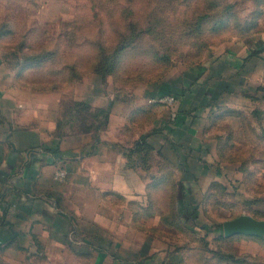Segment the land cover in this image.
I'll list each match as a JSON object with an SVG mask.
<instances>
[{"label": "rangeland", "instance_id": "1", "mask_svg": "<svg viewBox=\"0 0 264 264\" xmlns=\"http://www.w3.org/2000/svg\"><path fill=\"white\" fill-rule=\"evenodd\" d=\"M0 48L40 69L27 76L47 91L27 95L33 107L51 101L54 85L65 93L101 68L124 90L181 83L195 98L188 116L203 119L197 149L168 143L163 154L138 156L166 183L155 188L156 209L169 217L164 230L156 223V248L164 247L156 257L264 264V237L227 238L223 228L240 216L264 220V0H0ZM66 66L74 71L52 74ZM9 190L0 182V197ZM27 219L2 222L0 264L99 263L97 251L68 246L66 223Z\"/></svg>", "mask_w": 264, "mask_h": 264}, {"label": "crops", "instance_id": "2", "mask_svg": "<svg viewBox=\"0 0 264 264\" xmlns=\"http://www.w3.org/2000/svg\"><path fill=\"white\" fill-rule=\"evenodd\" d=\"M55 70L53 75L74 71ZM30 72L40 69L27 68L21 53L0 48V182L10 189L0 197V228L5 219L61 221L68 246L97 251V264H187L178 256L171 262L178 254L167 250L156 257L164 251L156 248V231L164 230L169 217L156 209L155 188L166 183L156 181L154 164H142L138 156L145 151L154 157L159 147L163 154L168 143L197 149L203 119L188 116L195 98L182 97L175 79L124 90L116 78L82 72L86 77L77 85H66L65 93L54 85L47 93L51 101L35 100L33 107L27 95L47 91L42 81L27 78ZM166 95L176 98L173 106L155 101ZM59 170L67 174L61 183L55 181ZM77 193L86 199L80 202ZM18 232L22 236L26 229Z\"/></svg>", "mask_w": 264, "mask_h": 264}, {"label": "water", "instance_id": "3", "mask_svg": "<svg viewBox=\"0 0 264 264\" xmlns=\"http://www.w3.org/2000/svg\"><path fill=\"white\" fill-rule=\"evenodd\" d=\"M224 236L229 238L236 235L264 237V220L251 216H240L227 221L223 225Z\"/></svg>", "mask_w": 264, "mask_h": 264}, {"label": "built area", "instance_id": "4", "mask_svg": "<svg viewBox=\"0 0 264 264\" xmlns=\"http://www.w3.org/2000/svg\"><path fill=\"white\" fill-rule=\"evenodd\" d=\"M156 102L164 105L173 106L176 103V98L171 95L162 96L155 99ZM67 174L64 170H59L55 174V179L58 181H63L66 178Z\"/></svg>", "mask_w": 264, "mask_h": 264}, {"label": "trees", "instance_id": "5", "mask_svg": "<svg viewBox=\"0 0 264 264\" xmlns=\"http://www.w3.org/2000/svg\"><path fill=\"white\" fill-rule=\"evenodd\" d=\"M101 69H102V68H101ZM101 69H98V70L96 71V74L100 75V76L103 77V78H106V74H105V71H106V70H101Z\"/></svg>", "mask_w": 264, "mask_h": 264}]
</instances>
